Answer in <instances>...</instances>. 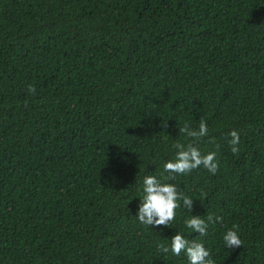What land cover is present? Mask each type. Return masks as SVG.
<instances>
[{"label": "trees", "instance_id": "1", "mask_svg": "<svg viewBox=\"0 0 264 264\" xmlns=\"http://www.w3.org/2000/svg\"><path fill=\"white\" fill-rule=\"evenodd\" d=\"M201 118L217 172L176 175L191 212L142 224L144 177ZM207 213L206 236L186 227ZM177 231L264 264V0H0V264H189L157 248Z\"/></svg>", "mask_w": 264, "mask_h": 264}, {"label": "clouds", "instance_id": "2", "mask_svg": "<svg viewBox=\"0 0 264 264\" xmlns=\"http://www.w3.org/2000/svg\"><path fill=\"white\" fill-rule=\"evenodd\" d=\"M27 90L31 95L36 93V89L32 84L27 86ZM167 121L161 120L163 128H167ZM180 133L184 134L191 142L187 145L180 141L174 143L173 147L177 150L175 158L168 160L163 165L164 173H167V175H162L160 178L156 175H147L143 179V196L140 198L136 214L142 224L170 226L176 218V209L181 207V200L183 206L191 212L193 199L184 195L177 185L172 183L176 175L189 174L201 166L213 174L218 170L217 152L209 151L204 154L197 147V143L209 135L207 123L203 118H201L198 128H192L186 122L182 127H179ZM229 135L231 137L229 140L230 150L233 154L238 155L240 152L239 133L232 130ZM222 222L223 217L214 213H207L206 217L191 215L184 223L193 232L198 233L200 236H206L210 225ZM223 241L228 248L242 246L243 241L239 235V226L233 225L232 228L228 229L223 235ZM157 248L165 254L171 251L175 256H180L184 252L189 264H215V261L211 258L210 250L205 247L203 241L189 240L178 231L172 236L170 247L161 243L157 245Z\"/></svg>", "mask_w": 264, "mask_h": 264}]
</instances>
